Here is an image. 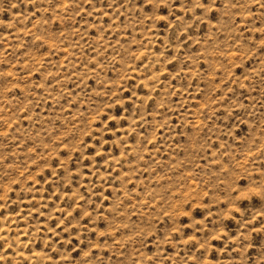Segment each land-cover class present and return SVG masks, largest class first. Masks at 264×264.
<instances>
[{
	"label": "rangeland",
	"instance_id": "rangeland-1",
	"mask_svg": "<svg viewBox=\"0 0 264 264\" xmlns=\"http://www.w3.org/2000/svg\"><path fill=\"white\" fill-rule=\"evenodd\" d=\"M0 264H264V0H0Z\"/></svg>",
	"mask_w": 264,
	"mask_h": 264
}]
</instances>
